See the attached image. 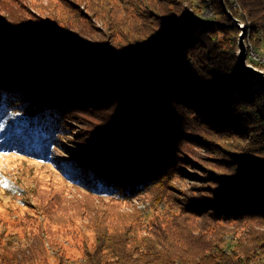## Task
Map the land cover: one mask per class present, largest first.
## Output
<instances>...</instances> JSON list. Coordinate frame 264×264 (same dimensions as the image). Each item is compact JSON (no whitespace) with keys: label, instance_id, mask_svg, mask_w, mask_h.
Masks as SVG:
<instances>
[{"label":"trees","instance_id":"16d2710c","mask_svg":"<svg viewBox=\"0 0 264 264\" xmlns=\"http://www.w3.org/2000/svg\"><path fill=\"white\" fill-rule=\"evenodd\" d=\"M75 1L42 21L0 0V149L42 157L67 115L86 122L81 182L110 198L59 218L94 233L81 264H264V97L228 15L264 52V0ZM185 166L201 189L176 187ZM138 198L165 206L145 229ZM13 243L0 264H42L41 233Z\"/></svg>","mask_w":264,"mask_h":264},{"label":"rangeland","instance_id":"374dc122","mask_svg":"<svg viewBox=\"0 0 264 264\" xmlns=\"http://www.w3.org/2000/svg\"><path fill=\"white\" fill-rule=\"evenodd\" d=\"M15 1L23 7L21 11L24 16L37 17L45 21L49 14L57 17L64 14L61 2L69 0ZM222 1L224 5V0ZM195 5L197 6L196 3ZM80 8L84 11L83 7ZM201 10L202 17L212 16L210 8L205 7ZM0 17H2L1 12ZM1 24L2 19H0V26ZM92 24L101 29L97 22L94 21ZM237 24L242 23L237 21ZM247 32L246 27L243 37L246 60L251 66L264 70L258 65L264 64V52L254 50L250 46L251 40ZM239 34L240 32L238 36ZM251 61L256 63V66ZM83 116L84 118L92 117L90 114H83ZM81 121L73 113L67 115L61 139L51 146L50 153L45 152L43 158L29 156L12 148L0 149V239L12 240L15 244L20 243L19 245L23 246L30 235L41 233L44 243L41 247L42 264H81L84 249L90 247L94 241V233L89 227L87 228L85 219L80 220L79 217H75L76 219H73L71 223L62 225L64 223L59 218L60 216L69 217L75 205L87 208L85 202L89 199L101 197L104 201H108L110 198L101 196L94 192L93 188L81 182V176L91 169L89 164L84 163L88 151L80 148L83 143L81 131L86 129V122L81 123ZM204 158L209 159L208 156ZM79 163H83L86 169H82ZM184 171L187 178L178 181L176 187L188 193H191L194 188L201 189L202 181L206 179L205 174L191 166H185ZM124 206L126 209L135 207L141 211L143 229L149 226L153 215L165 210L163 202L153 205L146 198H138ZM32 247L39 249L34 244Z\"/></svg>","mask_w":264,"mask_h":264},{"label":"water","instance_id":"95a60500","mask_svg":"<svg viewBox=\"0 0 264 264\" xmlns=\"http://www.w3.org/2000/svg\"><path fill=\"white\" fill-rule=\"evenodd\" d=\"M223 5V1L221 0ZM224 10L226 11L224 5ZM229 18L232 19L231 15L228 13ZM236 24L237 20L232 19ZM237 27L240 29V34L238 36V50L236 52L237 59V71L239 75L249 79L256 86L258 91L264 97V70H259L251 66L246 60V47L243 44L244 33L246 32V27L243 24H237Z\"/></svg>","mask_w":264,"mask_h":264}]
</instances>
